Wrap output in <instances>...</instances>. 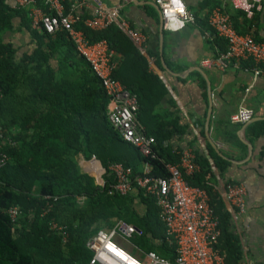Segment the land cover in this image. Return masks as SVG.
I'll return each mask as SVG.
<instances>
[{
	"label": "trees",
	"instance_id": "16d2710c",
	"mask_svg": "<svg viewBox=\"0 0 264 264\" xmlns=\"http://www.w3.org/2000/svg\"><path fill=\"white\" fill-rule=\"evenodd\" d=\"M65 3L69 8L68 0ZM86 19L83 15L75 27L91 41L106 40L123 56L115 77L137 96L139 119L146 134L155 138L154 155L143 156L113 128L108 116L110 97L87 60L83 56L86 63L78 60L68 33L33 27L27 7L0 0V151L8 155L0 171V264H88L94 254L87 245L89 239L119 219L140 229L135 241L145 253L155 250L172 257L166 249V229L158 233L164 225L156 199L140 188L127 195L115 192L109 165L123 162L133 168L134 175L142 174L146 165L152 175L168 177L167 165L181 163L171 136L188 125L181 123L179 110H157L166 88L127 34L115 23L92 29ZM253 21L260 25L261 15ZM23 30L28 31L33 48L20 52L7 33ZM256 38L261 39L259 33ZM149 80H156L161 90L150 87ZM78 154L101 160L106 170L103 188L92 179L87 187ZM195 154L199 169L193 174L183 170V175L207 191L219 217L221 235L216 250L226 264H243L233 217L215 188L213 165L204 154L197 150ZM214 163L220 169L229 165L217 154ZM234 183L231 180L226 185ZM138 199L145 211L137 207ZM49 203L52 208L44 213ZM13 206L19 208L15 220L9 214ZM53 222L63 231L53 228Z\"/></svg>",
	"mask_w": 264,
	"mask_h": 264
},
{
	"label": "crops",
	"instance_id": "0c3cea01",
	"mask_svg": "<svg viewBox=\"0 0 264 264\" xmlns=\"http://www.w3.org/2000/svg\"><path fill=\"white\" fill-rule=\"evenodd\" d=\"M65 1L60 0L63 13L77 17V21L83 15L87 16V19L93 17L94 9L98 6H119L120 16L129 27L144 34L146 41L144 50L140 49L141 53L147 58L149 69L160 78L166 88L163 102L157 110H179L182 116L181 123L188 125L185 131L171 136L172 147L181 153V162L185 152H190L195 157L196 150L209 159L216 174L215 188L230 213L231 206L224 196L227 181L232 180L245 185L246 210L236 220L233 218L242 251L241 261L264 264V76L254 77L250 72L232 68L226 71L207 68L201 63L203 58L215 55L219 48L226 49V42L215 35L214 28L208 22V15L215 9L228 14L240 33H252L255 38L259 33L260 41H264L263 15L259 13L261 24L257 25L254 24V17L247 18L225 0H183L195 20L186 23L182 29L171 30L162 25L155 0H68L69 8H66ZM37 6L46 12H56L46 0H38ZM235 15H238V19ZM7 36H12L14 43L20 47V52L33 48L29 43L30 35L27 30L7 33ZM77 58L85 62L81 55L78 54ZM115 61L116 71L123 61V56L116 51ZM53 62L56 64V61ZM86 66L88 67V63ZM148 85L157 91L161 90L156 80H149ZM112 106L110 98L108 114ZM241 107L253 110L251 121L237 123L232 120V115ZM139 121L146 130L140 119ZM216 154L229 162L226 168L220 169L215 166ZM76 159L84 173L87 187L90 184L88 180L92 179L95 185L103 188L106 170L101 160L96 156L86 158L84 154H78ZM97 164L100 170L95 171L93 168ZM181 165L182 163L179 167ZM145 168L146 165L143 166V172ZM137 188L133 193H137ZM151 196L155 198L154 195ZM142 205L138 199L137 207L145 211L146 207ZM164 226L158 231L161 235L165 232ZM140 232L139 229L138 233ZM138 233L130 239L116 236L115 241L147 264L149 263L147 252L140 249L135 241ZM158 241L162 243L161 239ZM166 244L168 245L166 249L172 253V257L166 258L173 259L175 245L171 239H167Z\"/></svg>",
	"mask_w": 264,
	"mask_h": 264
},
{
	"label": "built area",
	"instance_id": "2783aa9c",
	"mask_svg": "<svg viewBox=\"0 0 264 264\" xmlns=\"http://www.w3.org/2000/svg\"><path fill=\"white\" fill-rule=\"evenodd\" d=\"M14 7H27L34 27H43L49 33L65 30L72 39L76 50L89 63L92 71L99 78L106 94L112 99L113 106L109 121L118 130L123 139L145 156H153L155 138L147 135L139 121V103L132 93L115 75V51L106 40L91 41L83 30L77 29L74 23L78 20L64 14L60 0H46L56 12H46L37 6L38 0H11ZM235 10L252 19L261 13L264 19V0H225ZM159 5L166 29H182L186 23L194 22V15L188 10L183 0H155ZM208 22L214 28L217 37L226 42V49H218L213 56L202 59L207 68L222 71L235 69L250 72L254 77L264 76V41L257 40L251 33L243 34L236 30L230 16L220 9L208 15ZM116 23L141 50H144L146 37L131 27L120 16L119 6H98L94 15L85 20L92 29H104ZM1 93V92H0ZM251 108L241 107L232 115L237 123H247L253 118ZM8 155L0 151V171L6 165ZM181 167L168 164V177L154 176L146 166L140 175H134L133 168L115 162L109 165L114 175L113 190L121 195L133 192L137 187L154 195L160 207V217L165 225L166 233L175 245V257L166 258L155 251H148L147 264H226L224 257L216 250L215 245L221 235L218 215L210 204L207 191L191 184L183 175L193 174L199 169L194 155L185 152ZM247 189L242 183L227 184L224 196L231 206L234 220L246 210ZM48 199L52 196H46ZM52 208L49 203L44 213ZM9 214L15 220L19 208L13 206ZM53 228L63 231L56 222ZM65 233V232H64ZM138 229L133 224L118 220L111 228L100 229L88 241L93 250L89 264H146L120 247L116 236L130 239ZM66 238V236H65ZM243 264H253L246 262Z\"/></svg>",
	"mask_w": 264,
	"mask_h": 264
},
{
	"label": "water",
	"instance_id": "95a60500",
	"mask_svg": "<svg viewBox=\"0 0 264 264\" xmlns=\"http://www.w3.org/2000/svg\"><path fill=\"white\" fill-rule=\"evenodd\" d=\"M155 5H156V7H157V9H158V11H159V13L161 15V22H162V25H163V17H162V14H161V9H160L159 5H157L156 3H155ZM138 231H139V229H138Z\"/></svg>",
	"mask_w": 264,
	"mask_h": 264
},
{
	"label": "rangeland",
	"instance_id": "374dc122",
	"mask_svg": "<svg viewBox=\"0 0 264 264\" xmlns=\"http://www.w3.org/2000/svg\"><path fill=\"white\" fill-rule=\"evenodd\" d=\"M97 167H98V168H97ZM93 169H94V168H93ZM96 169H99V170H100V166H99V164H97Z\"/></svg>",
	"mask_w": 264,
	"mask_h": 264
}]
</instances>
